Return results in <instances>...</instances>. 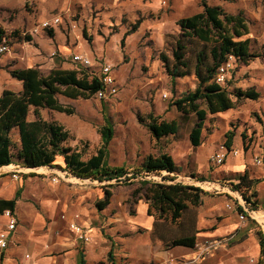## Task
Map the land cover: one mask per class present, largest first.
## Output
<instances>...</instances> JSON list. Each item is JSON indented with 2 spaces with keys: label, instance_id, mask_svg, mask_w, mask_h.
I'll list each match as a JSON object with an SVG mask.
<instances>
[{
  "label": "rangeland",
  "instance_id": "374dc122",
  "mask_svg": "<svg viewBox=\"0 0 264 264\" xmlns=\"http://www.w3.org/2000/svg\"><path fill=\"white\" fill-rule=\"evenodd\" d=\"M205 1L231 14L243 13L247 19L250 33L246 38L251 40L252 52L260 56L247 65L230 57L227 61L231 63L227 74V88L231 92L237 88L244 90L255 88L260 93V98L256 101L244 99L235 109L219 115H209L203 130V145L211 144L219 151L225 146L226 133L233 131L234 150L239 148L246 153L253 150L262 154L264 153V0ZM202 2L203 0H0V24L8 34V48L0 58V96L6 89L22 90V83L13 79L9 73L12 69L37 68L43 74H47L52 69L62 68L77 70L80 75L87 73L92 77H101L104 66L111 68L118 88L117 94L111 95L107 92L105 99H101L97 94L90 99L59 96V101L71 107L73 114L41 111L43 118L56 120L65 126L72 135L68 145L82 151L84 159L96 154L102 147L101 130L109 124L113 127L114 134L107 148L108 164L133 171L142 165L148 155L157 156L163 152V148H166L164 140L154 139L145 125L140 123L139 117L147 119L149 114H154L168 121L173 119L180 121L181 131L177 146L180 147L182 177L167 172L134 176L130 173L128 176L130 180L122 179L119 183L114 181L113 186H107L113 195L112 214L118 212V202L127 205L128 214H131L136 206L132 193L141 187L143 181L173 184L174 180L179 179L178 183H186L184 185H193L207 191L213 201L222 198L224 200L223 193L228 192L214 184L219 182L224 187L232 186L228 174L215 173L214 170L220 169L221 166H209V172H213L212 178L204 179L210 183L201 182L200 176L198 179L194 178V175L200 174L195 170L193 155L194 151L198 152L200 148L192 147L188 134L196 120L193 115L187 119L183 118L172 103L184 94L194 91L198 82L195 75L173 81L161 60L162 54L167 55L170 60L173 59L175 37L180 33L178 21L201 12ZM53 18L60 19L55 26L39 28L42 23ZM138 20H141L139 28L136 32L128 34ZM27 37H31V40L28 41ZM193 47L194 45L191 44L189 55ZM77 56L88 59L91 64L84 65L76 60ZM33 118L34 116L31 115L30 119ZM13 136L18 141L17 132H14ZM183 149L185 152H182ZM204 151L206 152V150L202 152ZM187 152L192 155L185 158ZM59 163L62 164V161L60 160ZM10 169L25 173H42L51 181L66 176L62 170L54 168L27 169L14 164L7 170ZM98 183L96 186L99 185ZM30 190L34 192V196H37L35 183L30 185ZM235 202L237 203V200ZM20 206L21 216L26 220L28 212L22 208L23 205ZM237 212H240L239 205L235 210V213ZM187 215H191L190 212H187ZM221 215L226 216L227 213ZM8 221L7 217L0 218V226L4 228L3 223ZM255 230L259 238L262 234L264 236L259 224L256 225ZM177 231L172 230L171 236ZM110 233L113 232L108 230V235L106 234L105 237ZM90 247L93 253L91 258H102L111 248V244L98 243L94 247L92 243ZM99 261L94 264L130 263L128 257L121 259L116 254L113 261H109L107 253L105 258ZM185 261L184 258L172 262L183 264Z\"/></svg>",
  "mask_w": 264,
  "mask_h": 264
},
{
  "label": "trees",
  "instance_id": "16d2710c",
  "mask_svg": "<svg viewBox=\"0 0 264 264\" xmlns=\"http://www.w3.org/2000/svg\"><path fill=\"white\" fill-rule=\"evenodd\" d=\"M202 6L201 12L178 21L180 33L175 37L173 59L170 60L165 54L161 55L166 72L173 81L191 75H195L197 79L194 91L172 103L183 118L187 119L190 115L195 117V124L189 133V140L194 148L203 143V130L209 115H219L235 109L244 99L256 101L260 98V93L255 88H237L231 92L227 88L228 81L223 84L217 82L219 69L230 57L247 65L260 56L252 52L251 40L246 38L250 32L244 14L228 13L219 6L209 5L205 0ZM140 24L141 20H138L128 34L136 32ZM7 39V31L0 24V48H8ZM27 39L30 41L31 37ZM191 44L194 47L189 55ZM2 54L0 53V58ZM9 73L13 79L22 83V90L6 89L0 96V168L16 164L27 169H60L75 178L109 183L108 187L113 186L114 181L119 183L122 179H128L130 173L132 176L143 173H182L181 167L168 153L148 155L136 171L110 166L107 162V148L114 130L109 124L101 130L102 147L96 154L84 159L82 151L68 145L72 135L65 126L56 120L43 118L42 110L73 114V109L63 105L59 96L90 99L104 90L105 86L99 77H92L87 73L80 75L77 70L62 68L52 69L47 74L37 68L12 69ZM31 115L34 116L33 119H30ZM139 120L157 141L180 135L179 120L168 121L154 114H149L147 119L140 116ZM14 132H17L18 141L13 136ZM234 136L233 131L226 133L225 146L228 149L233 147ZM60 160L62 164L59 163ZM29 175L38 174L31 172ZM194 178L197 176L194 175ZM200 178L201 182L206 181L203 177ZM254 184L255 181L244 174L237 183H232V187L254 208H258V202L251 193ZM208 194L193 185L143 181L141 187L133 191L132 198L135 204L139 200L149 203L148 212L157 220L152 234L154 240H164L167 249H194L197 243L195 212ZM19 196L20 192L14 199H0V215H4L7 210L15 213ZM111 197L112 192L107 189L98 208L105 209L110 204ZM239 210L242 211V208L239 207ZM187 212L191 215H187ZM131 214L134 215V211ZM166 224L176 226L178 231L171 236L174 229L163 227ZM260 239L259 264H264L263 234ZM113 257L111 251L109 259L113 261Z\"/></svg>",
  "mask_w": 264,
  "mask_h": 264
},
{
  "label": "crops",
  "instance_id": "0c3cea01",
  "mask_svg": "<svg viewBox=\"0 0 264 264\" xmlns=\"http://www.w3.org/2000/svg\"><path fill=\"white\" fill-rule=\"evenodd\" d=\"M178 139L176 136L161 139L160 141L164 140L166 143V148L160 153L171 155L183 171L180 165V147L177 146ZM199 148L201 151H194L193 155L195 170L200 174L197 178L199 176L210 178L213 172H209L208 169L211 165L209 157L218 148L203 143ZM203 150L206 152H202ZM237 150V156L230 154L220 169L214 171L228 174L231 183H237L240 176L248 174L249 178L255 181L251 189L253 199L258 202V208L264 213V153L253 150L246 153L239 148ZM182 152H185V149ZM191 155L192 153L187 152L185 158ZM258 157L262 159L261 165L255 162ZM12 166L14 164L0 168L6 170L0 171V199H14L20 192L14 213L17 227L8 249L0 250V264H94L100 262L99 259H104L106 253L109 259L111 251L114 256L116 254L121 259L128 257L129 264H173L178 259H191L195 255L196 246L194 249L184 247L167 249L164 240L153 239L152 234L157 220L149 214V203L145 200H139L136 204L134 215H129L127 205L119 202L118 212L112 214L113 201L103 210L98 208V203L106 196L105 190H111L107 187L109 183L75 178L66 172L63 179L57 177L56 181H51L42 173L31 176L30 173L20 170H7ZM45 168L48 169V167L39 169ZM172 175L182 177V174ZM184 177L188 179L187 176ZM178 182L179 179L172 183ZM32 183L37 186V196L30 190ZM97 183L99 185L96 186ZM223 194L225 199L216 201L211 199L210 194L206 195L203 204L196 209L194 221L196 245L205 241H224L218 252L198 264H250L252 259L259 264L261 239L255 230L257 223L251 219L240 220V212L235 213L237 208L235 200L228 192ZM20 205L28 212L26 220L21 216ZM223 213L227 215L222 216ZM0 218L6 216L0 215ZM186 219L185 217L184 220ZM7 223H3L4 228L0 226V233L4 231ZM71 223L87 229L92 237L91 242L81 243L77 240L70 229ZM163 227L178 230L176 226L169 224ZM108 230L113 233L105 237ZM92 243L94 247L98 243H108L111 244V248L102 258H91Z\"/></svg>",
  "mask_w": 264,
  "mask_h": 264
},
{
  "label": "built area",
  "instance_id": "2783aa9c",
  "mask_svg": "<svg viewBox=\"0 0 264 264\" xmlns=\"http://www.w3.org/2000/svg\"><path fill=\"white\" fill-rule=\"evenodd\" d=\"M59 20H60L59 18H53L51 21H46L42 23V26H40L39 28L53 27L59 22ZM36 31H38V29H36ZM5 51H7V47L2 46L0 48V53H4ZM76 60L81 61V63H83L84 65L91 64L88 59L82 56L81 57L77 56ZM230 68H231V63L227 62L226 65L222 66L219 69L218 75H217L218 83L223 84L227 81V74L229 73ZM99 78L105 86L104 90L97 93V95H99L101 99H105L107 97V94H106L107 92L110 93L111 95L117 94L118 88L116 87L115 78L112 76L110 67L104 66L102 75ZM230 154L237 156L238 150H234L233 148L228 149L227 147L222 146L219 151H216L209 157V162L212 166H218V167L222 166L226 162ZM255 162L258 165H261L262 159L258 157L255 159ZM14 177L17 178L16 175ZM214 185H218L219 188H222L223 190H227L228 194H230L231 197L237 200L236 205L238 204L239 207L242 208V211H240L239 213L240 220L248 221L251 219L254 222H256L257 225L259 224V226H261L264 231V215H263L264 213L260 211V209L254 208V206L251 203L247 202L238 191L233 189L232 186L231 188L224 187L219 182H217V184H214ZM4 216H6L9 219V221L4 231L0 233V250L8 249L11 243V238L13 236V233L15 232L16 227H17V218L15 217L14 213H12L10 210H7L5 211ZM70 229L75 234V237L77 240L83 243H89L91 241V237L87 229L75 223L70 224ZM222 242L224 241L216 240V241H205L202 244H197L194 250L195 255L191 259H185L186 261L183 262V264H198L202 261H205L208 258V256L210 255L213 256L214 253L220 249ZM251 263L255 264V260L252 259Z\"/></svg>",
  "mask_w": 264,
  "mask_h": 264
}]
</instances>
